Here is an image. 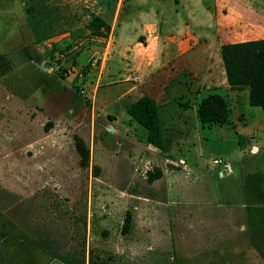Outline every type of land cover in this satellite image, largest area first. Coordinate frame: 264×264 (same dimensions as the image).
I'll return each instance as SVG.
<instances>
[{"label": "rangeland", "instance_id": "rangeland-1", "mask_svg": "<svg viewBox=\"0 0 264 264\" xmlns=\"http://www.w3.org/2000/svg\"><path fill=\"white\" fill-rule=\"evenodd\" d=\"M153 1L0 0V264H264L245 186L262 174L264 191V113L247 88L236 104L223 91L216 49L212 82L177 76L160 103L162 149L117 99L131 60L113 54L144 43L134 18L150 26ZM94 15L107 37L86 27ZM214 92L229 121L201 126Z\"/></svg>", "mask_w": 264, "mask_h": 264}, {"label": "crops", "instance_id": "crops-1", "mask_svg": "<svg viewBox=\"0 0 264 264\" xmlns=\"http://www.w3.org/2000/svg\"><path fill=\"white\" fill-rule=\"evenodd\" d=\"M160 4L168 6V20L162 14L163 11L159 13ZM150 10L154 14V21L150 26L145 21L141 23L134 18V26L141 27L144 43L124 47L118 54L113 55L119 60L125 56L131 60L123 67L119 80L122 87L117 99L126 100V109L130 102L147 94L159 105L160 120V103L166 104L165 108L173 106L168 104L172 88H178L172 85L175 77L192 76L202 80L208 78L212 82L213 76H216L211 73L214 63L212 48L220 54V46L224 43L264 37V0H167L166 3L156 0L152 2ZM127 26H133L128 18L124 24L125 28ZM139 50L143 51L142 55L136 54ZM216 65L223 91L236 104L239 102L240 93L246 88H230L226 82L222 60L218 57Z\"/></svg>", "mask_w": 264, "mask_h": 264}, {"label": "trees", "instance_id": "trees-1", "mask_svg": "<svg viewBox=\"0 0 264 264\" xmlns=\"http://www.w3.org/2000/svg\"><path fill=\"white\" fill-rule=\"evenodd\" d=\"M86 27L97 37H107L110 26L99 15H94ZM221 60L224 66L226 82L232 89H248V101L251 106L261 108L264 113V37L255 40L224 43L220 46ZM8 60L5 54H0V76L6 72ZM130 118L146 129V142L157 149H162L164 138L160 121L159 105L147 94L130 102L126 106ZM197 119L201 126L223 125L229 121V108L224 97L219 93H210L200 99L196 106ZM75 146L81 155L83 165L89 158V148L75 136ZM153 175V174H151ZM156 176V177H155ZM158 178L157 175H154ZM259 181V182H257ZM255 183L263 184L262 174H250L245 179L249 192H255L257 203L246 206L247 213L260 227L264 256V191Z\"/></svg>", "mask_w": 264, "mask_h": 264}]
</instances>
